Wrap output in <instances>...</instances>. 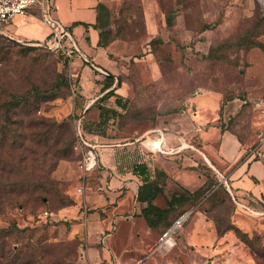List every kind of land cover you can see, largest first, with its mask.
Segmentation results:
<instances>
[{
  "label": "rangeland",
  "instance_id": "374dc122",
  "mask_svg": "<svg viewBox=\"0 0 264 264\" xmlns=\"http://www.w3.org/2000/svg\"><path fill=\"white\" fill-rule=\"evenodd\" d=\"M106 1L104 43L112 68L97 79L95 95L120 87L125 107L104 121L102 136H94L106 146L136 138L150 142L145 149L155 161L173 162L190 176L181 183L156 169L152 188L160 194L153 204L167 210L176 201L159 227L148 228L147 253L126 257L131 264H264V202L258 209L263 212L239 210L200 137L206 126L233 132L264 161L259 0ZM72 68L57 52L0 29V231L10 233L0 244V264H88L84 237L72 227L85 221L90 207L85 213L82 201L74 205L82 213L79 220L74 214L60 216L71 208L69 198L76 202L82 196L78 117L72 113L81 88ZM183 212L192 214L175 245L154 252L166 225ZM231 225L238 232L228 231ZM200 226L209 229L205 239L195 242L193 234L184 242L187 232ZM121 229L114 251L123 255L130 243L125 226ZM109 238L100 234L95 246L104 247Z\"/></svg>",
  "mask_w": 264,
  "mask_h": 264
},
{
  "label": "crops",
  "instance_id": "0c3cea01",
  "mask_svg": "<svg viewBox=\"0 0 264 264\" xmlns=\"http://www.w3.org/2000/svg\"><path fill=\"white\" fill-rule=\"evenodd\" d=\"M106 2V0H55L56 19L71 29L78 48L89 60L88 64L78 56L72 58L73 77L79 79L81 88L79 96L73 102L72 113L85 121L98 120L99 110L94 108V104L102 97L95 95V91L99 89L97 79H103L101 73L112 68L108 50L100 47V30L97 26L100 19L104 18L101 6H106ZM39 16L36 11L34 16L17 17L2 29L8 31L18 41L44 44L50 30ZM116 93L124 96L125 92L124 89H119ZM87 136L91 140L95 138L99 145L100 165L92 173L88 189L76 201V203L82 201L84 206L90 207V213L86 215L83 223L73 225V231L79 237H84L82 239L85 241L84 251L88 264H131L133 259L126 256L133 253L137 256L145 255L152 240V232L141 217L147 203L138 200L140 187L154 179L157 168L164 169L168 175L181 183L188 182L186 179L190 176L186 171H180L173 162L155 161V155H150L145 149V146H151L150 142L141 143L140 139L136 138L123 144L106 146L102 145L106 142L103 138L94 134ZM200 137L206 152L221 170L220 175L230 190L239 196L250 195L260 200L264 191V161L255 160L256 154L251 155L254 150L242 144L234 133L222 132L216 126H206L201 130ZM216 142L217 145L214 144ZM153 144L154 147L156 142L153 141ZM151 159H154L153 165ZM242 200L248 205L246 199ZM78 205L81 207V204ZM75 209L79 210V206L63 209L60 216L74 214L78 216L74 219H82L81 211L79 214ZM239 210L241 211L240 208ZM90 221L93 222L91 226ZM122 226H125L123 231L130 243L124 248L123 255L114 251L120 239ZM95 231L98 236L94 239ZM111 231L116 233L111 235ZM207 232L208 228L200 226L188 231L187 240L186 238L183 240L189 242L195 234L194 239H198L195 242H198L205 239L203 235ZM199 233H202V239H199ZM100 234H108L110 240L106 241L104 247L98 248L95 245Z\"/></svg>",
  "mask_w": 264,
  "mask_h": 264
},
{
  "label": "built area",
  "instance_id": "2783aa9c",
  "mask_svg": "<svg viewBox=\"0 0 264 264\" xmlns=\"http://www.w3.org/2000/svg\"><path fill=\"white\" fill-rule=\"evenodd\" d=\"M264 10V0H259ZM55 0H0V29L13 22L17 17L34 16L35 12L39 13L40 20L49 28L50 34L46 43L41 46L50 51L62 53L67 58L71 59L69 65L72 64L73 56H78L85 63L89 64V60L84 56L78 48L73 34L68 31V28L60 23L54 15ZM104 75L109 76L103 72ZM82 118L76 121V151L81 156L80 170L82 172L81 188L79 192L84 195L89 186V176L92 172L99 168V145L88 138L82 128ZM257 150H254L251 155H254ZM234 203L248 213H255L249 205L245 204L242 199L234 196L230 191ZM87 207L85 206V210ZM87 210L85 211V213ZM192 212H188L181 216L166 232H164L157 241V246L154 252L169 250L175 245L176 235L180 232L184 224L190 218Z\"/></svg>",
  "mask_w": 264,
  "mask_h": 264
},
{
  "label": "trees",
  "instance_id": "16d2710c",
  "mask_svg": "<svg viewBox=\"0 0 264 264\" xmlns=\"http://www.w3.org/2000/svg\"><path fill=\"white\" fill-rule=\"evenodd\" d=\"M107 7H108L107 5L106 6L105 5L101 6V9L104 11V18L102 17L100 19V22L97 25L98 29L100 30V47H103V48H106V44L104 43V31H105L106 25L108 23V10H107L108 8ZM68 31L72 33L71 29H69V28H68ZM57 54L67 64H69V62L71 61V59L67 58L62 53L59 52ZM111 87H112L111 84H106V86H105L106 91L110 90ZM119 89H120V87H117V88H114V89L108 91L100 100H98L94 104V108L99 110V118H98L97 121H94V122L93 121H85V120H83L84 121V131H85L86 134H95V135L102 136L103 135L102 134V125H103L104 121L108 122L109 119H111V118L113 120L114 115L116 113L115 109L116 108L119 109V108L125 107L124 98L122 96L116 94V91L119 90ZM114 97L116 98V100H115L116 106L114 108H112V107H109V102ZM222 132H226V131L222 130ZM238 139H239V137H238ZM240 142L242 144H244L241 140H240ZM61 155L64 156V157H67L68 156V150L61 152ZM255 160L259 161L260 159H258L256 157ZM153 185H154L153 181H148L142 187H140L138 200L140 202H142V203H147V205H148L142 212L143 218H144L148 228L156 229L157 227H159L161 225L162 220H164L165 218H167V216H169L171 214V210H172V208L174 206V203H175L176 199H172V201L169 204L170 207L167 210H162V209L158 208L157 206H155L153 204V201L160 194V190H158L156 188H152ZM147 191H151L150 195L147 193ZM232 193L237 198L246 199L247 202H248L249 207L253 211H255V212H263V211H260L258 209H260L259 205L261 204V202H264L263 201L264 200V194L262 195L261 199L258 200V199H255L253 196H250V195H245L244 197L239 196L233 190H232ZM230 196H231V194H230ZM231 199L233 200L232 196H231ZM75 204H76V202L73 201L71 198H69L67 206L68 207H72ZM185 213L186 212H183L181 215H179V218L181 216H183ZM173 224H174V222H171L170 224H167L165 229L162 231L161 235L164 232H166ZM227 230L228 231H232L233 230V231L238 232L237 227H235L233 225H231V227L228 228ZM8 233L9 232L0 231V244H2V245L5 244V241H6L7 237H8Z\"/></svg>",
  "mask_w": 264,
  "mask_h": 264
}]
</instances>
